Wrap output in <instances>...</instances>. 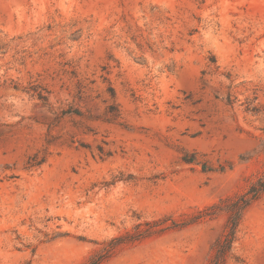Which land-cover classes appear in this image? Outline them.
Returning a JSON list of instances; mask_svg holds the SVG:
<instances>
[{"label":"rangeland","instance_id":"1","mask_svg":"<svg viewBox=\"0 0 264 264\" xmlns=\"http://www.w3.org/2000/svg\"><path fill=\"white\" fill-rule=\"evenodd\" d=\"M259 181L264 0H0V264H215Z\"/></svg>","mask_w":264,"mask_h":264},{"label":"trees","instance_id":"2","mask_svg":"<svg viewBox=\"0 0 264 264\" xmlns=\"http://www.w3.org/2000/svg\"><path fill=\"white\" fill-rule=\"evenodd\" d=\"M224 168H221L223 170ZM264 192V181H259V187L252 186L245 193L237 198L229 199L228 203L229 219L227 224V230L223 238L217 244V253L214 260L215 264H219L221 258H223L231 249L236 239V233L240 224L241 218L245 209L255 200H257L261 193ZM142 234L137 237L131 238V240H137ZM108 253L105 255H96L90 264H102L108 259Z\"/></svg>","mask_w":264,"mask_h":264}]
</instances>
